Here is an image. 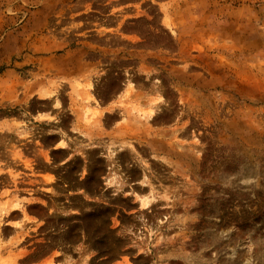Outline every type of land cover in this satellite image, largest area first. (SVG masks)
<instances>
[{
	"label": "rangeland",
	"instance_id": "obj_1",
	"mask_svg": "<svg viewBox=\"0 0 264 264\" xmlns=\"http://www.w3.org/2000/svg\"><path fill=\"white\" fill-rule=\"evenodd\" d=\"M0 264H264V0H0Z\"/></svg>",
	"mask_w": 264,
	"mask_h": 264
},
{
	"label": "bare ground",
	"instance_id": "obj_2",
	"mask_svg": "<svg viewBox=\"0 0 264 264\" xmlns=\"http://www.w3.org/2000/svg\"><path fill=\"white\" fill-rule=\"evenodd\" d=\"M112 179H113V178H112ZM112 179H111V180H112Z\"/></svg>",
	"mask_w": 264,
	"mask_h": 264
}]
</instances>
